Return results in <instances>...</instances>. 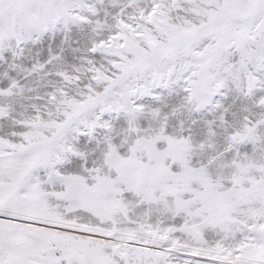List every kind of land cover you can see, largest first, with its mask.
<instances>
[{
	"label": "snow or ice",
	"instance_id": "obj_1",
	"mask_svg": "<svg viewBox=\"0 0 264 264\" xmlns=\"http://www.w3.org/2000/svg\"><path fill=\"white\" fill-rule=\"evenodd\" d=\"M0 264H264V0H0Z\"/></svg>",
	"mask_w": 264,
	"mask_h": 264
}]
</instances>
